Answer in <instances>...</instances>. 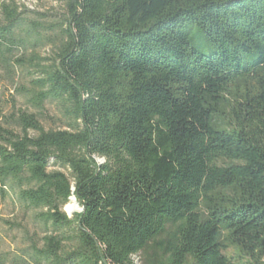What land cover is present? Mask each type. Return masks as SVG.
<instances>
[{
    "label": "trees",
    "instance_id": "16d2710c",
    "mask_svg": "<svg viewBox=\"0 0 264 264\" xmlns=\"http://www.w3.org/2000/svg\"><path fill=\"white\" fill-rule=\"evenodd\" d=\"M56 1L0 0V64L33 74L0 194L36 227L0 264H264V0Z\"/></svg>",
    "mask_w": 264,
    "mask_h": 264
},
{
    "label": "rangeland",
    "instance_id": "374dc122",
    "mask_svg": "<svg viewBox=\"0 0 264 264\" xmlns=\"http://www.w3.org/2000/svg\"><path fill=\"white\" fill-rule=\"evenodd\" d=\"M19 4L25 5V14L33 16V11H53L62 10V3L56 0H16ZM37 54L43 57L51 54V46L46 45L36 50ZM30 49L14 51V58L27 59ZM29 73L32 68H28ZM21 67L13 69L11 75H7L0 64V122L4 117L14 112L18 108H25V99L21 94V88L29 86V74ZM33 110L32 108H30ZM58 113L53 106L47 104L42 109L40 115L41 122L45 128L65 127L63 122L58 119ZM99 163L104 161L103 158L97 159ZM76 203L75 207L71 204ZM72 211L68 214L72 216L74 212L80 211L81 205L75 198L70 200ZM75 209V211L73 210ZM30 211L23 209L22 206L15 200L12 193L8 192L4 196L0 194V252L16 251L25 242V230L32 231L36 229L32 223ZM136 262L138 257L134 256Z\"/></svg>",
    "mask_w": 264,
    "mask_h": 264
},
{
    "label": "water",
    "instance_id": "95a60500",
    "mask_svg": "<svg viewBox=\"0 0 264 264\" xmlns=\"http://www.w3.org/2000/svg\"><path fill=\"white\" fill-rule=\"evenodd\" d=\"M70 200H75V197L74 196H72V197H70ZM67 205V204H66ZM66 205L64 206V211L67 213V214H69L68 213V211H67V209H66ZM72 205H74V207H75V205H76V203L74 202ZM82 210V208H80V211ZM74 211H75V209H74Z\"/></svg>",
    "mask_w": 264,
    "mask_h": 264
},
{
    "label": "bare ground",
    "instance_id": "6f19581e",
    "mask_svg": "<svg viewBox=\"0 0 264 264\" xmlns=\"http://www.w3.org/2000/svg\"><path fill=\"white\" fill-rule=\"evenodd\" d=\"M72 205V204H71ZM70 203L66 205V209L68 211V213H70L72 211V207H71ZM73 206V205H72ZM74 210V209H73Z\"/></svg>",
    "mask_w": 264,
    "mask_h": 264
}]
</instances>
